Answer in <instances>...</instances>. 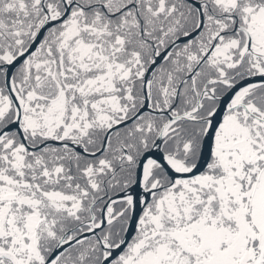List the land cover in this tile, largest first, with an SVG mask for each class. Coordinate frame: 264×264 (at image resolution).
<instances>
[{"label":"snow or ice","instance_id":"snow-or-ice-1","mask_svg":"<svg viewBox=\"0 0 264 264\" xmlns=\"http://www.w3.org/2000/svg\"><path fill=\"white\" fill-rule=\"evenodd\" d=\"M0 264H264V0H0Z\"/></svg>","mask_w":264,"mask_h":264}]
</instances>
